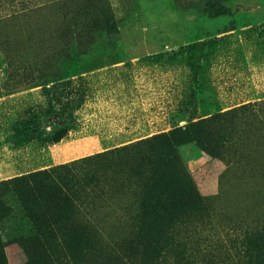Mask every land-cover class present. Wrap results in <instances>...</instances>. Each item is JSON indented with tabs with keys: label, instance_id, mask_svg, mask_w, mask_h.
I'll return each instance as SVG.
<instances>
[{
	"label": "rangeland",
	"instance_id": "obj_1",
	"mask_svg": "<svg viewBox=\"0 0 264 264\" xmlns=\"http://www.w3.org/2000/svg\"><path fill=\"white\" fill-rule=\"evenodd\" d=\"M75 161L0 264H264V0H0V182Z\"/></svg>",
	"mask_w": 264,
	"mask_h": 264
},
{
	"label": "trees",
	"instance_id": "obj_2",
	"mask_svg": "<svg viewBox=\"0 0 264 264\" xmlns=\"http://www.w3.org/2000/svg\"><path fill=\"white\" fill-rule=\"evenodd\" d=\"M181 137L183 142L190 140L189 133H182ZM91 159L90 157L88 160ZM77 163L79 162L75 161L73 164H62L29 176L15 177L9 182L3 180L0 185L4 184L7 187L10 183L20 188L23 195L20 199L28 215L37 221L47 223L57 219V216L71 205V200L75 196L74 188L77 186V173L80 171L77 170ZM157 175V172L152 171L150 178L153 179ZM40 229L45 235L46 228L41 226ZM36 237L40 239L41 235Z\"/></svg>",
	"mask_w": 264,
	"mask_h": 264
}]
</instances>
